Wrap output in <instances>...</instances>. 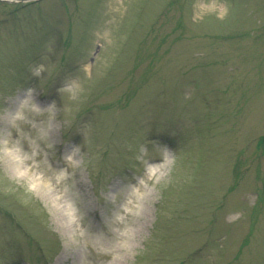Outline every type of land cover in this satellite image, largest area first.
Here are the masks:
<instances>
[{
	"label": "rangeland",
	"instance_id": "rangeland-1",
	"mask_svg": "<svg viewBox=\"0 0 264 264\" xmlns=\"http://www.w3.org/2000/svg\"><path fill=\"white\" fill-rule=\"evenodd\" d=\"M25 98L41 112L23 131L48 129L51 166L76 151L84 227L117 247L113 264H264V0L1 2L0 111ZM145 162L159 178L125 219L129 252L105 196ZM30 183L0 164V264H109L99 245L64 250L63 217Z\"/></svg>",
	"mask_w": 264,
	"mask_h": 264
},
{
	"label": "clouds",
	"instance_id": "clouds-1",
	"mask_svg": "<svg viewBox=\"0 0 264 264\" xmlns=\"http://www.w3.org/2000/svg\"><path fill=\"white\" fill-rule=\"evenodd\" d=\"M219 7L215 6L214 10ZM227 14V7H222L218 11L221 19ZM85 71L90 72L89 65L85 66ZM32 112L40 113L41 109L30 98L21 101L20 108L14 115H10L7 109L0 111V120L10 124L15 130L14 134L9 135L5 129L0 128V164L11 167L20 178L28 177L34 171H39L40 185L46 189L44 194L52 196V199L46 203L50 216L57 219L63 217L61 227L66 229L64 250L71 253L89 249L90 245L93 247L99 245V250L112 254L109 264H113L120 256L117 247L105 243L106 234H93L84 227L81 197L74 181L75 173L80 167L76 151L74 150L73 153L65 157L66 166L64 168H53L48 162L46 154L42 155L43 149L39 142L40 140L47 142L48 129L41 128L38 139H33L23 131V122L28 120L29 113ZM15 133L20 134L19 138H16ZM26 141L30 145V150L24 146ZM48 146L52 147L50 144ZM170 155L169 153L166 159L170 158ZM45 165L46 167H44ZM144 172L146 174L137 184L117 193H112L108 189V194L105 196L106 200H111L118 206V211L114 213L109 224V231L113 233L118 248L129 252H131L135 240V227L125 223V219L129 214L136 217L142 215L145 204L152 195L155 181L159 178V168L156 165H149L145 162ZM149 180H152L153 183L149 184ZM28 187L34 195H41L36 184L30 183ZM126 190L130 195H125ZM83 264H85L84 259Z\"/></svg>",
	"mask_w": 264,
	"mask_h": 264
},
{
	"label": "bare ground",
	"instance_id": "bare-ground-1",
	"mask_svg": "<svg viewBox=\"0 0 264 264\" xmlns=\"http://www.w3.org/2000/svg\"><path fill=\"white\" fill-rule=\"evenodd\" d=\"M19 108H20V106L18 105L16 109L18 110ZM36 175H37V174H35V173L33 172V173H31V174L28 176V178H29L30 180H32V182H33L34 184L37 185V190L41 193V195L43 196L44 200H46V201L49 202V201L52 199V196H51V195L44 194V193L46 192V189H44L43 186L40 185V177H39V176H36Z\"/></svg>",
	"mask_w": 264,
	"mask_h": 264
},
{
	"label": "water",
	"instance_id": "water-1",
	"mask_svg": "<svg viewBox=\"0 0 264 264\" xmlns=\"http://www.w3.org/2000/svg\"><path fill=\"white\" fill-rule=\"evenodd\" d=\"M0 1H6L11 3H17V2H28V1H37V0H0Z\"/></svg>",
	"mask_w": 264,
	"mask_h": 264
}]
</instances>
